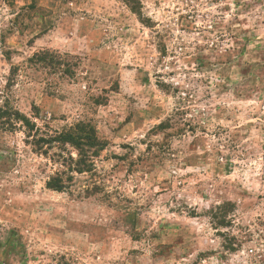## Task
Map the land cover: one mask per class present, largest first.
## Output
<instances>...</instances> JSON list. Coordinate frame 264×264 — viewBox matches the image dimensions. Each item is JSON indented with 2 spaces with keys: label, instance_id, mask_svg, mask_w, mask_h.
<instances>
[{
  "label": "rangeland",
  "instance_id": "rangeland-1",
  "mask_svg": "<svg viewBox=\"0 0 264 264\" xmlns=\"http://www.w3.org/2000/svg\"><path fill=\"white\" fill-rule=\"evenodd\" d=\"M134 1L0 0V264H264V0Z\"/></svg>",
  "mask_w": 264,
  "mask_h": 264
},
{
  "label": "trees",
  "instance_id": "trees-1",
  "mask_svg": "<svg viewBox=\"0 0 264 264\" xmlns=\"http://www.w3.org/2000/svg\"><path fill=\"white\" fill-rule=\"evenodd\" d=\"M127 3L130 4L131 0H123ZM135 2L134 0H132ZM132 11L137 12L134 8L131 7ZM17 119H19V114L15 113ZM22 124L24 128L27 131V137H30V135L33 133L34 136H36V129L33 124L29 122L25 117L22 116L21 118ZM52 144H58V145H69L76 149L79 153V161L77 163V172L78 173H83V172H89V165H87L84 162L83 157H87V150L90 149H101L100 143L97 141L95 137L94 130L89 127V126H77L74 128V131L66 132V133H61V134H55L51 137L48 138H38L33 140V147L41 152L42 147L45 145H52ZM47 188L56 192H63L66 187L62 184L59 178H54L49 180L47 183Z\"/></svg>",
  "mask_w": 264,
  "mask_h": 264
}]
</instances>
